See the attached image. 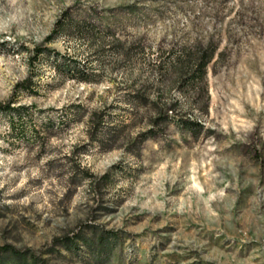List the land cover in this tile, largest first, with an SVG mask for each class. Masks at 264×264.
<instances>
[{"label":"rangeland","instance_id":"obj_1","mask_svg":"<svg viewBox=\"0 0 264 264\" xmlns=\"http://www.w3.org/2000/svg\"><path fill=\"white\" fill-rule=\"evenodd\" d=\"M8 101L0 264H264V0H0Z\"/></svg>","mask_w":264,"mask_h":264},{"label":"trees","instance_id":"obj_2","mask_svg":"<svg viewBox=\"0 0 264 264\" xmlns=\"http://www.w3.org/2000/svg\"><path fill=\"white\" fill-rule=\"evenodd\" d=\"M42 48L41 46H36L34 49H33V57L37 56L40 52H42ZM51 54V53H50ZM56 56V57H59L58 53L54 52L51 54V56ZM212 56H213V51H211L209 54L207 53L206 50H203L201 53H200V56L198 59H196L195 61V64L193 65V68L191 70V78H195V77H199V78H203L204 75H205V70H206V67L208 65V63L211 61L212 59ZM32 57V58H33ZM70 63V61H69ZM64 64H67V67L65 69V72L67 73V76H75V74H77L76 76L79 75L78 78H81V80H85L84 77H82L81 74L84 73V70L80 69L79 68V65L73 61V63L71 65H69L67 62H64ZM57 67V66H56ZM30 81V78H27L25 79L24 81L20 82L18 84V86H24V87H27L28 88V83ZM13 101H8L7 103L5 104H0V111H13V110H16V108H14L11 103ZM171 111L172 110V106H168V108L165 110L164 114L162 115V117L164 118H167L168 117V111ZM184 122H187L188 124H192V122L190 121H184ZM189 125V126H190ZM55 242H65L67 243L68 245H73L75 244L74 242V238L73 237H69L68 235L66 236H63L61 238H56L55 239ZM4 248H1L0 250H3ZM12 253L15 255V256H23V251L21 250H16V249H12ZM35 258V257H34ZM36 260V259H35Z\"/></svg>","mask_w":264,"mask_h":264}]
</instances>
